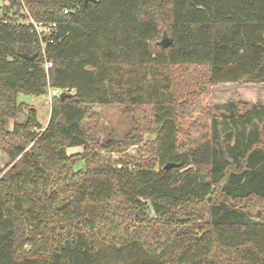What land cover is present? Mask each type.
I'll use <instances>...</instances> for the list:
<instances>
[{
  "label": "trees",
  "instance_id": "trees-1",
  "mask_svg": "<svg viewBox=\"0 0 264 264\" xmlns=\"http://www.w3.org/2000/svg\"><path fill=\"white\" fill-rule=\"evenodd\" d=\"M5 1L0 264H264V105L201 102L264 85V0ZM27 16L55 27L40 40ZM48 89L46 126L18 122ZM107 105L122 139L95 135Z\"/></svg>",
  "mask_w": 264,
  "mask_h": 264
},
{
  "label": "rangeland",
  "instance_id": "rangeland-1",
  "mask_svg": "<svg viewBox=\"0 0 264 264\" xmlns=\"http://www.w3.org/2000/svg\"><path fill=\"white\" fill-rule=\"evenodd\" d=\"M8 2L0 0L1 7L7 5ZM19 102L26 103L19 113L18 122H22L26 118L28 108H33L37 113L38 122L41 125H45L50 114V102L48 95L45 96H26L19 95ZM202 105L210 103H253L257 105H264V85H236V84H224L214 86L210 89V92L201 98ZM93 110L98 112V118L95 122V135L100 139H105L110 136L113 139H122L123 136L132 128V122L130 117L123 108L120 106H102L95 107ZM195 115V113H194ZM13 120L7 121V129L11 130ZM81 149L73 148L67 149L68 153L79 152ZM136 153V147L131 146L121 154H116L111 159H116L123 156H132ZM106 161V160H105ZM104 161V162H105ZM10 160L6 153L0 147V170L5 169ZM83 163H78L75 170L83 168Z\"/></svg>",
  "mask_w": 264,
  "mask_h": 264
},
{
  "label": "built area",
  "instance_id": "built-area-1",
  "mask_svg": "<svg viewBox=\"0 0 264 264\" xmlns=\"http://www.w3.org/2000/svg\"><path fill=\"white\" fill-rule=\"evenodd\" d=\"M65 14L68 13V10H64L63 11ZM71 12H74V10H71ZM22 23L28 27L31 32L35 33L39 39L41 40L43 36H45L47 33H49L51 28L55 27V24H45L43 22H37L34 19H32L31 17L27 16V18L22 21ZM45 43L40 44V51L42 56L45 58ZM49 67H51V63L49 62H45L44 63V68L48 69ZM63 91L62 90H57V89H48V97H49V102H51V99L53 97H59L60 95H62Z\"/></svg>",
  "mask_w": 264,
  "mask_h": 264
},
{
  "label": "water",
  "instance_id": "water-1",
  "mask_svg": "<svg viewBox=\"0 0 264 264\" xmlns=\"http://www.w3.org/2000/svg\"><path fill=\"white\" fill-rule=\"evenodd\" d=\"M89 1H94V0H84L85 3H88ZM159 45L163 48H167L169 45H170V40L164 36L163 39L159 42ZM37 56V54H34L32 56H28L27 54H23L21 55V58L24 59V60H34V58ZM63 95H60L59 98H62ZM178 165H175L173 163H167L163 169L165 171H169L170 169L174 168V167H177Z\"/></svg>",
  "mask_w": 264,
  "mask_h": 264
},
{
  "label": "crops",
  "instance_id": "crops-1",
  "mask_svg": "<svg viewBox=\"0 0 264 264\" xmlns=\"http://www.w3.org/2000/svg\"><path fill=\"white\" fill-rule=\"evenodd\" d=\"M48 121V120H47ZM46 124H47V122H46ZM46 124L45 125H42L43 127H45L46 126Z\"/></svg>",
  "mask_w": 264,
  "mask_h": 264
}]
</instances>
